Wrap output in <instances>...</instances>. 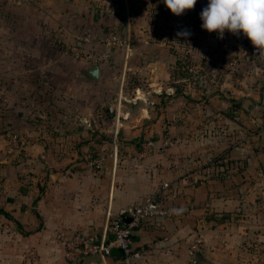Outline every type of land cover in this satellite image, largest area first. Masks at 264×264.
Instances as JSON below:
<instances>
[{"label": "crops", "instance_id": "0c3cea01", "mask_svg": "<svg viewBox=\"0 0 264 264\" xmlns=\"http://www.w3.org/2000/svg\"><path fill=\"white\" fill-rule=\"evenodd\" d=\"M92 2L57 0L53 14L44 7L38 11V19L45 21L53 15L66 28L73 17L74 21L90 20L84 4ZM26 5L24 2L21 12L17 11L23 21L30 15ZM200 7L203 10L205 4L198 5V11ZM188 17V10L180 17L186 30ZM65 31V40L74 44L77 35ZM21 37V51H30L28 34ZM103 37L75 44L96 54L109 53L111 60L117 58L121 50L106 46ZM135 40V45L142 41ZM147 47L141 44L140 49L135 48L131 54L134 62L127 66V70L138 72V82H134L140 86L137 94L135 89L121 94L119 78L114 86L110 81L109 88L103 89L112 71L103 61L85 64L84 59L70 58L62 65L55 60L51 66L57 70L33 82L27 78L28 72L20 75V89L13 90L19 94L9 92L12 100L5 111L0 110V264H119L120 255L103 259L90 255L68 262L55 234L61 230L100 232L109 213L150 195L163 200L169 215L144 222L135 231L133 244L141 252L135 264H264V55L259 66L250 59L247 72H239L235 79L227 76L220 86L214 98H222L225 87L232 94L227 104H238L228 116L224 113L227 106L217 104L213 110H198L196 124L184 111L181 116L185 119L177 127L168 105L175 98L168 93L171 78L166 74L164 57L143 49ZM147 51L149 61L143 58ZM116 58L114 69H120ZM90 65L99 67L95 81L81 74L82 68ZM51 66L44 63L37 68L44 74L43 69ZM29 67V62L21 60L23 70ZM31 83L37 85L32 98ZM106 90L116 97H106ZM159 91L171 96L166 106L155 100ZM30 103L37 105L39 117H53L56 124L47 121L51 123L47 130L30 124L26 113ZM63 105L69 108V116L58 119ZM98 105L114 113L103 115ZM78 118L86 125L79 124ZM164 118L172 121L165 123L166 129L183 133L181 146L163 151L154 143L144 159L134 157L132 143L158 132ZM91 122L101 135L124 136L116 137V151L101 152L106 155L101 160L90 158L94 152ZM18 131L39 136L18 148L12 142L5 147L4 135L8 140L10 132ZM102 143L99 147L109 149V142ZM118 146L130 154L121 159ZM163 183L168 184L166 189ZM223 214L229 219L215 224ZM196 239L202 244L193 252Z\"/></svg>", "mask_w": 264, "mask_h": 264}, {"label": "rangeland", "instance_id": "374dc122", "mask_svg": "<svg viewBox=\"0 0 264 264\" xmlns=\"http://www.w3.org/2000/svg\"><path fill=\"white\" fill-rule=\"evenodd\" d=\"M92 3H85V9L91 14V19L88 21H74V17L71 21H67L68 26L63 28V23L57 20V17L53 15L46 16V20L38 19V11L45 7V9H51L50 14H53V3L57 0H0V110L5 111L8 106L10 99L9 92L16 95L18 92H14L17 88L20 89V75L25 74L23 71L28 72L27 78L31 82L38 79V77H49L50 72L56 71L57 68H52L51 64L56 60L62 65L69 63V59L73 60H85V64H100L101 62H92L87 59L84 55V51H91L90 49L80 47L75 43L83 40L88 42L91 38H101L107 33L114 31L121 39H126L130 43V52L126 54L122 47H115L120 49V53L117 54V58L114 57L111 60V55L107 54L106 59L103 60L104 64L111 68L109 78L106 85L108 89V82L114 81L117 83L119 78V90L123 93L131 94L133 89L135 93H139L137 88L138 72L133 70H127V66L134 62V58L131 56L133 50L140 49L141 44L148 45L147 49L154 54L163 56V63L167 65L166 74L171 79L169 80L168 93L174 96L173 103H169L170 109L174 112L175 117L173 122L175 125L180 126L181 121L184 120L181 115L186 111L191 114L194 122L197 124L198 115L197 112L200 109L213 110L217 104H223V107L229 106L228 100H231L229 91L224 87L222 98H214L220 93V86L223 85L225 78L228 76L230 79H235L239 72H247L249 70L248 62L252 59L254 65L259 66L260 60L263 55L257 52L256 48L252 45L251 41L244 36L242 33L239 36L233 35L232 33L225 30L224 37L221 39L217 32H208L201 27L202 20L200 19V11H198V5L202 3L207 6L209 0H197L196 5L189 11L188 21H185V25L189 27L187 30L190 33L187 36L178 35L185 31V27L181 24L180 17L171 12L166 7L163 0H93ZM24 2L27 3L24 6L25 11H29V20H22L20 18ZM56 7V6H55ZM71 9V5L69 6ZM68 7V8H69ZM58 12V11H55ZM19 16V17H18ZM65 30L72 34V31L77 35L74 37V44L69 43L70 41L65 40ZM140 30L143 33H140ZM27 33L30 40V51H21V42H23L21 34ZM173 34V35H172ZM100 35V37H98ZM79 36V37H78ZM104 38V37H103ZM136 39H142V41L135 45ZM145 40V42H144ZM101 41V40H100ZM136 41V42H135ZM80 48L82 53L75 54L72 48ZM44 48V49H43ZM143 53V58L149 61L150 54ZM93 52V51H91ZM123 54L118 56L119 54ZM96 54V53H94ZM102 54V53H101ZM97 55V54H96ZM167 57V58H165ZM120 61V69H114L117 67L114 59ZM142 58V59H143ZM21 60H25L30 63L29 68H21ZM155 61V60H153ZM43 62V63H42ZM44 63L51 67L45 68L44 74L42 69L38 70L37 67L41 68ZM43 64V65H42ZM122 67V68H121ZM63 71L61 69H58ZM65 72V70H64ZM126 72V74H125ZM44 75V76H43ZM226 75V76H225ZM17 81L11 82V80ZM136 82V83H134ZM222 82V84H221ZM168 85V84H167ZM35 86V87H34ZM37 85H30L29 92L32 98L36 93ZM105 86V87H106ZM47 87V85H46ZM44 87L45 92L47 89ZM115 87L116 84H115ZM222 88V87H221ZM5 91H8L6 94ZM106 97H116V94L110 93L108 90L103 91ZM19 94V93H18ZM204 98H201L202 95ZM225 95V97H224ZM161 96H164L161 99ZM155 100L162 102L166 106V102L170 97L163 91H159V94H154ZM182 97V98H181ZM179 99V100H178ZM32 101V99H31ZM235 102V101H234ZM29 109L26 110L31 122L30 124L41 126L42 129H51L49 120L56 124L57 119L41 118L37 113V105L30 103ZM103 115L109 116L114 111L110 112L105 105H98ZM158 106V105H157ZM160 106V105H159ZM35 107V109H34ZM60 113L56 116L58 119L68 117L69 108L61 107ZM15 108L14 110H16ZM19 110V109H17ZM19 112V111H18ZM59 116V117H58ZM65 116V117H63ZM81 116V115H79ZM84 118V117H83ZM82 119V118H81ZM169 119V117H168ZM201 119V118H200ZM172 121H168L164 118L163 126L158 132L154 131L153 134H146L139 142H133L132 146L135 150L132 156L144 159L150 151L154 143H157L159 150L165 151L167 148H179L183 143V133L175 132L165 128V123L170 125ZM77 122L86 123L84 119L81 121L79 118ZM91 127L97 136L93 137V150L90 152L92 159L101 160L105 157V154L101 152L113 151L114 143L112 134L101 135L94 127V122H91ZM86 125V124H85ZM212 126V125H211ZM156 132V133H155ZM9 135H16V139L13 141ZM5 138V147L12 146L15 148L20 147L23 142L29 143L35 141L38 138V134H27L23 132H10ZM197 137V133H194ZM23 136L24 140L20 141V137ZM26 136V137H25ZM105 138L110 143L109 149H102L99 147L102 143V138ZM118 139L124 138L123 134L118 133L116 136ZM134 140V139H133ZM137 140V139H136ZM197 141V138H195ZM89 142V141H88ZM126 143L125 141H123ZM122 143V146H126ZM95 145V146H94ZM18 146V147H17ZM118 146V156L122 159L124 155H129L130 151Z\"/></svg>", "mask_w": 264, "mask_h": 264}, {"label": "built area", "instance_id": "2783aa9c", "mask_svg": "<svg viewBox=\"0 0 264 264\" xmlns=\"http://www.w3.org/2000/svg\"><path fill=\"white\" fill-rule=\"evenodd\" d=\"M103 43L110 47H122L127 53L130 52V43L121 39L114 31L107 33ZM75 54L82 53L80 48H72ZM84 55L92 62H101L106 59L107 54H94L91 51H84ZM16 135L12 136V140ZM20 140H24L23 136ZM114 151L117 150V139L114 136ZM93 164V162L91 163ZM167 183L162 184L166 189ZM169 215V210L163 200L157 195L145 197L141 202L130 203L120 208L116 213H109L108 219L100 232H65L57 231L55 236L64 248V257L68 262H78L90 255H98L100 258L112 257V248L119 249V264H135L141 258V252L134 247L133 236L135 231L149 220H158ZM113 235V239L108 238ZM202 240L196 239L192 245L193 252L199 251Z\"/></svg>", "mask_w": 264, "mask_h": 264}, {"label": "clouds", "instance_id": "9594fccd", "mask_svg": "<svg viewBox=\"0 0 264 264\" xmlns=\"http://www.w3.org/2000/svg\"><path fill=\"white\" fill-rule=\"evenodd\" d=\"M197 0H163L171 12L177 16L195 7ZM201 27L208 32H217L224 37L225 30L233 35L246 36L264 55V0H209L200 13ZM187 30L178 35L187 36Z\"/></svg>", "mask_w": 264, "mask_h": 264}, {"label": "water", "instance_id": "95a60500", "mask_svg": "<svg viewBox=\"0 0 264 264\" xmlns=\"http://www.w3.org/2000/svg\"><path fill=\"white\" fill-rule=\"evenodd\" d=\"M81 74L84 75V76L85 75H89V77L91 78L89 80L95 81V80H97L98 75H99V67L97 65H90L88 67H83L82 70H81ZM108 238L110 240H112L113 239V235L110 234L108 236ZM111 255H113V256L119 255V249L118 248H112Z\"/></svg>", "mask_w": 264, "mask_h": 264}, {"label": "trees", "instance_id": "16d2710c", "mask_svg": "<svg viewBox=\"0 0 264 264\" xmlns=\"http://www.w3.org/2000/svg\"><path fill=\"white\" fill-rule=\"evenodd\" d=\"M164 96H161V99L163 98ZM167 97H171L170 95H167ZM232 102V101H231ZM238 107V104H236V103H234V102H232V104L230 105V106H228V107H226V108H224V113L228 116L229 115V113L231 112V110H234L235 108H237ZM98 134L97 133H95V134H93V137L94 136H97ZM101 140L102 141H105V138H103L102 136H101ZM87 143V142H86ZM91 147H92V145H91ZM212 218H214L213 216H211ZM229 219V215L228 214H223L222 215V217L221 218H219L218 220H216L215 221V224H218V223H222V222H224V221H226V220H228ZM214 224V225H215Z\"/></svg>", "mask_w": 264, "mask_h": 264}]
</instances>
